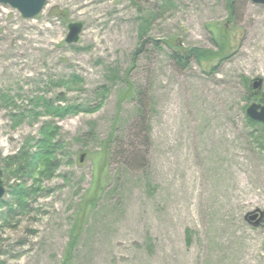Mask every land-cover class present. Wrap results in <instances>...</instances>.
<instances>
[{
    "label": "rangeland",
    "instance_id": "rangeland-1",
    "mask_svg": "<svg viewBox=\"0 0 264 264\" xmlns=\"http://www.w3.org/2000/svg\"><path fill=\"white\" fill-rule=\"evenodd\" d=\"M232 4L48 0L34 19L0 5V264H264V223L246 220L264 211V128L247 119L264 105V6ZM174 45L229 58L182 68ZM46 137L58 167L6 174Z\"/></svg>",
    "mask_w": 264,
    "mask_h": 264
},
{
    "label": "trees",
    "instance_id": "trees-1",
    "mask_svg": "<svg viewBox=\"0 0 264 264\" xmlns=\"http://www.w3.org/2000/svg\"><path fill=\"white\" fill-rule=\"evenodd\" d=\"M232 2H233V0H228L231 13H233ZM57 16L59 18H61V17L63 18L62 14H58ZM142 37H143V35H141V38ZM170 48L173 51V55H172L173 60H175L179 66H182V68H186L188 62H190L192 60H195L197 63L204 66V64H207L208 61L212 62L215 59L222 60L224 58H226V59L229 58L228 53H226V54H223V52L219 53L221 50V47H220L219 51L218 50L213 51V50L201 49V48H196V47L183 49L181 46L176 47L175 45H174V47L170 46ZM218 48H219V46H218ZM107 93H108V90L103 89V91L101 92V97L103 100L100 102V104L97 107L88 108V109L78 108V110L75 112H77V113H89V114L95 113L96 111H98L101 108V105L103 104V101H104L105 97L107 96ZM0 97L2 98L3 102H10L13 100L10 97V95L4 94V93H2ZM43 103L47 104V107H46V105L43 104V106L45 108L44 110L47 114H54L52 112V110H55L54 112L57 111V109H53V106L51 103L46 102V101ZM75 108L76 107H71V108H66L65 110L60 111L61 115L59 117H61V118L64 117L71 110H75ZM247 119L251 125H254V126L261 125L264 128V124H259V123L253 122L248 117H247ZM58 129L59 128L55 129L56 132ZM53 153H55V150H54V145L52 144V140L47 138V137L43 138L39 143H37L36 151L34 153L31 150H27L26 152H21V155H19V156L11 157L10 159H5L4 164L6 167V174L8 175V173L11 172V169H13L14 166H16V167H19L18 168L19 173H21V171L22 172H28L26 170H29V172L31 174L39 175L40 177H42L46 173H45V171H42L41 169H45L48 172V170H49L48 167L50 165L56 166V164H57V161H55L56 157L52 156ZM57 167H58V164H57ZM9 187H10V189H9L10 193H12L13 197H15L17 200V205L20 206V209L24 210L27 206V202L24 201V198H27L26 192L24 191V188L21 189V186L19 189L14 188L13 186H9ZM10 210L13 211L14 206H11ZM75 248H76V243H75V239H74V241H72L68 247V254H67L66 259H67V261H69V263H71V261H72L71 257H73V255L75 253Z\"/></svg>",
    "mask_w": 264,
    "mask_h": 264
},
{
    "label": "water",
    "instance_id": "water-1",
    "mask_svg": "<svg viewBox=\"0 0 264 264\" xmlns=\"http://www.w3.org/2000/svg\"><path fill=\"white\" fill-rule=\"evenodd\" d=\"M48 0H0V5H9L16 9L24 19H34L39 16L46 6ZM256 5L264 6V0H251ZM69 33L66 38L67 44H77L80 41L81 34L84 30L83 23H71L68 26ZM263 86L262 79H255L251 83L254 89L253 94L260 96ZM247 116L255 122L264 124V105L259 103L252 104L247 110ZM2 153L0 151V201L6 196V187L3 180V170L1 168ZM83 162V157L81 158ZM246 220L253 221L254 227H260L264 223V211L256 210L248 214Z\"/></svg>",
    "mask_w": 264,
    "mask_h": 264
}]
</instances>
